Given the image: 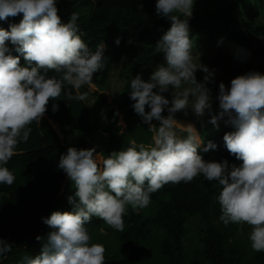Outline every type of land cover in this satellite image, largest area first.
I'll use <instances>...</instances> for the list:
<instances>
[{"label": "clouds", "instance_id": "1", "mask_svg": "<svg viewBox=\"0 0 264 264\" xmlns=\"http://www.w3.org/2000/svg\"><path fill=\"white\" fill-rule=\"evenodd\" d=\"M195 3L157 0L156 14L171 23L154 49L164 54L165 64L157 67L149 81L140 75L131 80L132 107L150 125L152 145L132 140L129 147L113 151L106 158L95 147H69L60 156L58 167L76 189L68 197L73 210L42 217L53 230L41 252L25 256L21 264H105L106 248L91 243L86 228L93 217L123 232L129 207L139 212L150 204L151 194L164 185L188 183L200 175L221 189L217 197L220 221L225 226H251V249L264 252V73L249 71L234 78L230 87L221 82L216 97L220 111L212 113L208 84L214 82L216 73L196 63L193 56L188 18L193 15ZM21 13L19 24H11L10 30L0 28V185L9 186L15 182V175L6 165L17 146L28 142L30 125L41 122L49 101L62 95L68 101H87L95 87L94 76L106 68L108 61L104 44L93 51L82 39L78 12L71 14L68 23H62L57 0H0V20ZM6 41L16 46L15 51L27 62L25 66H21L20 56L11 54ZM120 42L118 37L116 44ZM250 54L242 47L235 52L242 61ZM197 70L206 74L202 81L197 80ZM50 71L54 73L51 76ZM85 86L89 91H81ZM169 90L171 101L163 95ZM189 109L197 119L210 114L209 123L217 129L222 119L235 129L223 139L228 151L242 161L239 166L230 165L227 159L217 162L203 158L202 152L217 145L209 141L202 148L204 141L195 125L176 119V113L187 115ZM52 110L57 111L58 104L53 103ZM165 110L166 116L162 114ZM153 120L159 121V126L152 124ZM13 247L14 242L0 239V258H5Z\"/></svg>", "mask_w": 264, "mask_h": 264}, {"label": "trees", "instance_id": "2", "mask_svg": "<svg viewBox=\"0 0 264 264\" xmlns=\"http://www.w3.org/2000/svg\"><path fill=\"white\" fill-rule=\"evenodd\" d=\"M255 1L258 2V14H261L264 0ZM156 2L57 0L62 23H68L71 14L78 12L80 19L77 23L82 39L93 51L98 44L106 47L107 66L93 78L98 90H107L110 75L125 52L133 50L134 60L127 64L130 78L114 103L118 110L108 104L106 96L90 90V95L99 96L104 106L103 114L110 116V122L103 128L108 135L103 149H100L96 139L98 126L85 101H68L64 95L56 101L50 100L41 122L30 125L32 133L28 142L17 146L16 154L6 165L15 175V182L11 186L0 185V239L14 242L13 250L5 258H0V264H21L25 256L38 255L48 233L53 230L43 222L42 217H48L54 211L73 210L68 197L74 195L76 189L70 195L62 194L67 174L58 167L60 156L69 147H95L97 153L107 157L113 151L129 147L132 140L145 146L151 144L153 134L148 130L150 125L138 121L139 114L132 107L135 102L129 92L131 80L136 75L145 81L150 80L158 62L157 55L152 53V46L171 27L170 21L156 14ZM245 2L247 0L219 1V8L210 12L193 9L192 17L188 18L192 40L226 31L233 45L248 47L255 38L264 37V25L255 21L247 23L251 34L230 29L231 24L237 21L235 11ZM22 18L21 13L0 20V28L10 30V25L19 24ZM118 37L121 40L119 45L116 44ZM6 44L12 49L13 56H20L21 66H25L27 62L15 51L16 46L11 41H6ZM216 64L228 72L239 71L225 63ZM53 74L49 72L50 76ZM81 91L89 89L85 86ZM53 103L58 104L55 112L52 110ZM117 112L119 115H116ZM120 115L126 128L119 125ZM210 119L207 124L198 126L204 141L201 147L211 141L217 148L202 152L203 158L217 162L227 159L239 166L242 161L228 151L223 139L226 133L235 129L231 126L224 130V123L220 121L217 129L209 123ZM59 130L64 134L63 140ZM184 135L186 133H181V136ZM212 153L218 158L212 160ZM220 191L216 182H209L202 175L188 183H168L151 194V202L146 208L134 212L129 207L124 217L123 232L93 217L86 225L91 243L106 248L105 264H243L246 251L238 238L240 224L225 226L219 219L222 214L217 199ZM191 219L200 220L203 225L198 247L193 250L184 245ZM103 228L110 234L97 237ZM37 236L43 239L37 240ZM253 264H264V252H255Z\"/></svg>", "mask_w": 264, "mask_h": 264}, {"label": "rangeland", "instance_id": "3", "mask_svg": "<svg viewBox=\"0 0 264 264\" xmlns=\"http://www.w3.org/2000/svg\"><path fill=\"white\" fill-rule=\"evenodd\" d=\"M223 0H196L193 9H198L203 12H210L219 8L218 2ZM257 4L255 0H247L240 8L235 11L237 16V21L231 24V30H242L247 34H251L250 29L247 26V23L250 21H255L257 23H261L264 25V11L261 14H258ZM71 11V8H69ZM193 56L196 63L201 62L202 64L209 67L210 70H215V78L214 82H210L208 87L211 89V95L213 99L212 104V113L218 114L219 109V101L216 97L219 95V84L223 82L227 87H230L231 81L241 75L248 73L249 71H259L264 73V37L259 36L255 38L253 43L248 47H242L250 51V56H248L245 60L237 59L235 56V52L237 48H241L237 45H233L228 38V34L226 31L216 33L214 36H204L199 38V40L193 41ZM155 46H152V53H155L158 57V62L154 65V71L157 69L159 65L165 64V57L163 53H156ZM134 60V52L133 50L125 52L114 70L110 75V81L106 91L98 90L97 87L91 89L92 92H98L99 95H104L107 98V102L109 105L113 106L116 110H118V106L114 105L117 100L120 92L125 87L126 83L129 80V74L127 72V64L131 63ZM216 63H225L226 65L232 67L233 69H237L239 71L228 72L224 70L222 67L217 65ZM263 69H262V68ZM206 74L197 70L196 77L198 81H202ZM155 91V90H154ZM166 97L171 101L172 99V91L163 93ZM94 121L98 126V130L96 132V139L100 143V149H103L106 141L108 140V135L103 131V128L110 122L109 115H102L104 106L100 102L99 96L92 94L89 95L87 101H85ZM147 111H150L148 108ZM163 115H168L165 110ZM105 116L107 120H105ZM211 118L210 114H206L203 118L197 119V117L192 113L191 109L188 110V114L185 115L183 111L176 113V119L180 121L182 124L192 123L195 125L196 129L201 134L198 126L207 124L208 120ZM138 121H142L140 115L137 116ZM226 119V118H225ZM220 122L224 123L222 125H227L224 130H227L231 125L225 124V120L222 119ZM152 124H156L159 126L160 122L153 120ZM119 125L123 128H126V124L123 121L122 115H120ZM61 139H64V134L61 130L58 131ZM181 135V133H179ZM152 143V141H151ZM152 144H150L151 146ZM103 157L104 154L100 153ZM106 158V157H105ZM218 156L212 153L211 159H217ZM230 165L232 163H229ZM73 182L67 176L66 181L64 183L62 194L70 195L74 190ZM2 194L0 193V199ZM202 223L200 220L191 219L189 224V232L187 237L185 238L184 245L189 250L196 249L198 247L200 232L202 229ZM251 231V226L248 224H240L239 225V234L238 238L242 243L243 249L246 251V259L243 264H253L255 252L251 249L250 241L248 239L249 233ZM110 234V231L103 228L97 233V237L101 238L103 235L107 236Z\"/></svg>", "mask_w": 264, "mask_h": 264}, {"label": "crops", "instance_id": "4", "mask_svg": "<svg viewBox=\"0 0 264 264\" xmlns=\"http://www.w3.org/2000/svg\"><path fill=\"white\" fill-rule=\"evenodd\" d=\"M227 125H224V127L226 128ZM152 144V143H151ZM203 145V144H202ZM150 146V145H149Z\"/></svg>", "mask_w": 264, "mask_h": 264}]
</instances>
